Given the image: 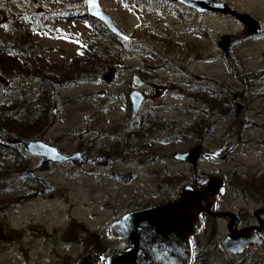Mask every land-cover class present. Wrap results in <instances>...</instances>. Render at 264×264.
I'll list each match as a JSON object with an SVG mask.
<instances>
[{
    "label": "flooded vegetation",
    "instance_id": "obj_1",
    "mask_svg": "<svg viewBox=\"0 0 264 264\" xmlns=\"http://www.w3.org/2000/svg\"><path fill=\"white\" fill-rule=\"evenodd\" d=\"M210 1L198 0L200 8L181 0L134 3L144 9L166 10L185 22L196 19L188 27L189 33L208 36L217 58L236 61L241 48L250 44L263 48L264 53V0H214L216 10H205ZM243 14L251 18L243 19L239 16ZM211 18L227 22L226 30L213 27ZM131 37L121 39L137 41ZM223 43L228 44L226 48ZM149 85L147 81L140 90L144 93L143 88ZM145 96L139 114L134 115L131 93L127 94L133 114L127 120L90 116L80 129L54 132L57 122L50 116L43 118L37 131L0 141L2 149L9 148L22 158V164L4 165L6 173H0L8 185L5 191L0 190V264H12L6 257L13 254L19 255L20 264H81L88 257L108 264L111 255L133 245L121 238V219L126 215L177 202L186 188L202 190L211 177L221 176L220 172L206 171L201 164L203 160L221 161V145L215 137L220 128L210 123L211 115L182 126L174 118L144 111ZM33 140L56 148L64 156L78 157L63 162L46 159L26 149ZM175 140L184 141L187 147L174 151ZM197 146V158L177 157L180 151ZM222 199L215 200L214 212L226 210ZM38 204L44 211H31ZM18 208L31 212L16 216ZM258 209L235 212V229H250L251 243L245 251L234 254L223 246L232 217L201 213L199 230L186 236L177 233L173 240L175 258H188L191 251L190 264H215L218 259L223 264H264V212L257 213ZM219 218L227 222L224 237L216 222Z\"/></svg>",
    "mask_w": 264,
    "mask_h": 264
},
{
    "label": "rangeland",
    "instance_id": "obj_2",
    "mask_svg": "<svg viewBox=\"0 0 264 264\" xmlns=\"http://www.w3.org/2000/svg\"><path fill=\"white\" fill-rule=\"evenodd\" d=\"M69 1L0 0V40L18 41L20 31L14 32V29L23 26L27 13L63 8ZM102 3L119 26L137 38L136 42L121 45L101 39L90 21L71 19L51 22L46 32H35L25 45L19 46L28 47L32 43L36 46L33 50L40 51L42 62L49 60L56 65L53 69L57 71L53 72L57 74L63 65L89 53L90 40L105 45L115 56L111 59L113 65L98 68L97 80L58 89L52 87L50 116L57 122L54 132L80 129L87 125L90 116H121L127 120L133 115L127 94L134 89L133 76L139 74L150 84L143 88L148 96L144 111L174 118L182 126H188L195 118L211 115L210 123L220 128L215 137L221 145V161L217 164L203 160L201 164L206 171L220 172L231 180L222 199L223 209L253 213L264 204V196L260 197L264 195V87L246 83L245 75L264 70L263 48L244 45L236 61L223 56L217 58L208 36L189 33L188 27L193 26L196 19L185 22L166 10L138 7L134 0H102ZM209 22L223 31L228 25L214 18ZM198 51L205 54L202 56ZM113 66H119L118 77L105 83L103 76ZM7 84L14 87V94H24L13 96V103L17 104L20 98L24 102L12 108L13 114L26 120L44 113L43 88L38 79L23 75L20 80ZM10 135L15 136L8 134L7 137ZM7 137L0 141L7 142ZM186 147L187 143L182 140L173 142L174 151ZM3 154L11 157L10 163L22 164L21 157L4 152L0 147V160ZM31 211L44 210L38 204ZM31 211L18 208L14 215ZM216 222L221 225L223 237L226 236V220L219 218ZM16 255L6 259L20 264ZM215 264L223 263L218 259Z\"/></svg>",
    "mask_w": 264,
    "mask_h": 264
},
{
    "label": "water",
    "instance_id": "obj_3",
    "mask_svg": "<svg viewBox=\"0 0 264 264\" xmlns=\"http://www.w3.org/2000/svg\"><path fill=\"white\" fill-rule=\"evenodd\" d=\"M186 4L200 8L198 0H181ZM88 14L102 22L112 33L124 40L132 39L131 35L125 32L115 21L113 16L105 9L102 0H85ZM205 10H216L214 0L208 2ZM243 19L251 18L248 15H239ZM226 42V38H224ZM228 42V40H227ZM226 46L228 44H225ZM223 43V46H225ZM226 46L224 48H226ZM119 66L111 67L103 76L105 82H113L117 79ZM135 89L131 93L133 114L138 115L146 99L145 94L140 90L147 84L139 74L133 76ZM13 138L10 137L9 141ZM199 146L189 150L180 151L179 158H197ZM26 149L33 154H40L53 160L63 162L68 158L76 159V155L67 157L56 148L49 147L42 141L33 140L26 145ZM50 149V150H48ZM229 151L224 158L230 153ZM50 153V154H49ZM61 157V158H60ZM227 193V183L223 176L211 177L208 184L202 190L190 186L186 188L181 198L174 203L164 207L146 209L140 212H133L121 219V238L129 239L133 245L114 253L108 258V264H190L191 251L188 258H175L173 240L177 233L192 235L200 229L201 213H207L214 217L230 216L229 235L223 240L225 250L237 254L245 251L251 243L250 229H235L236 214L233 211H213L215 200L224 197ZM264 212V207L257 210V213ZM179 228V230H177ZM186 238V237H185ZM167 239V240H166ZM166 240V242H162ZM187 256V253H186ZM81 264H98L95 257H88L82 260Z\"/></svg>",
    "mask_w": 264,
    "mask_h": 264
},
{
    "label": "trees",
    "instance_id": "obj_4",
    "mask_svg": "<svg viewBox=\"0 0 264 264\" xmlns=\"http://www.w3.org/2000/svg\"><path fill=\"white\" fill-rule=\"evenodd\" d=\"M7 14L8 10L5 12L6 16ZM71 19L90 21L101 39L110 40L121 45L133 43L122 40L112 33L102 22L91 17L87 12L85 0H71L67 2L63 8L55 10L44 9L27 13L22 20L23 26H17V28L14 29V32L20 31L19 40L16 42L0 40V138L3 139L7 137L8 134L18 135L25 132L37 131L45 121L43 118L49 117L52 113V87L55 86L56 89H58L59 87L68 86L72 83L97 80L99 77L98 68L100 66L108 65L109 67L114 64V62L111 61V59L115 58L112 51H108L105 49V45L98 44L95 40H90L88 45L90 51L86 56L75 58L67 65H63L58 74L57 72H53L57 71V69H53V67L56 68L55 64L49 60L44 62L41 61V53L38 49L33 50L36 46L32 43L28 47L24 46L26 49L24 47L19 48L20 45H25V42L28 41L35 32H46L51 22ZM23 54L24 56H22ZM23 75H30L36 79L40 77V81H38L40 85H42V94L45 99L44 113H38L36 116L29 117L26 120L21 119L19 114H13L15 111H12L15 105L24 104L21 98V100L19 99L16 101L17 104L13 103V96L24 94H14V87H8L7 84L9 81L14 82L20 80ZM245 76L246 83L264 87V70L251 74L249 73ZM50 81L54 84H51ZM28 103H30V101H28ZM199 125L200 123L198 126ZM236 125H240L239 121H237ZM4 152L14 153L9 148H4ZM15 154L18 158L21 156L17 153ZM10 158V156L3 154L0 160V173L2 170H5L4 172L6 173L4 165L10 163ZM3 175L4 174H0V190L5 191L8 185L5 183L6 178ZM226 180L227 184H231L229 178H226ZM262 196L264 195L260 197ZM262 200L264 202V197H262Z\"/></svg>",
    "mask_w": 264,
    "mask_h": 264
}]
</instances>
